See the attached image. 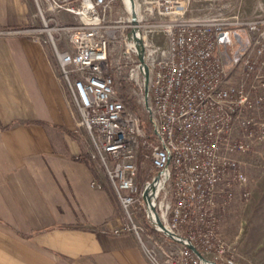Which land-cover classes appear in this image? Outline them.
<instances>
[{"label":"built area","instance_id":"obj_1","mask_svg":"<svg viewBox=\"0 0 264 264\" xmlns=\"http://www.w3.org/2000/svg\"><path fill=\"white\" fill-rule=\"evenodd\" d=\"M129 1L33 0L86 132L87 160L106 182L96 178L94 185L111 187L128 220L112 233L133 231L142 241L137 220L143 216L155 234L180 247L166 264H205L191 246L211 262L233 264L218 227L237 192L243 199L252 194L240 156L264 143V19L239 20V0H134V24ZM117 2L123 9L112 22ZM193 2L203 5L197 12L207 11L205 20L185 19ZM48 12H65L77 22L50 28L56 21H46ZM158 18L165 21L158 24ZM134 29L150 72V110ZM157 30L161 42L153 39ZM115 45L126 83L140 92L137 107L116 87L110 63ZM226 58L233 60L230 67ZM146 168L148 179L140 187Z\"/></svg>","mask_w":264,"mask_h":264},{"label":"crops","instance_id":"obj_2","mask_svg":"<svg viewBox=\"0 0 264 264\" xmlns=\"http://www.w3.org/2000/svg\"><path fill=\"white\" fill-rule=\"evenodd\" d=\"M34 5L0 0V264H153L135 236L112 233L118 201L94 185L79 112L28 27Z\"/></svg>","mask_w":264,"mask_h":264},{"label":"rangeland","instance_id":"obj_3","mask_svg":"<svg viewBox=\"0 0 264 264\" xmlns=\"http://www.w3.org/2000/svg\"><path fill=\"white\" fill-rule=\"evenodd\" d=\"M28 1L32 2V0ZM42 7L43 9H47L45 4ZM201 7H203L202 4L193 2L189 7L185 19L205 20L207 11L203 13L197 12V9ZM122 9V4L117 2L112 11V22H114L118 15L122 13ZM33 11L34 22L28 27L38 29V31L35 32L37 34L36 36L48 40V35L45 32L41 33L40 31L41 29H45V24L35 5ZM64 14L67 13L62 12V16ZM44 15L47 22H49V18L51 17H54V20L56 21L48 23L50 28L59 25H71L77 22L75 17L68 14L64 17H61V13L52 14L48 12V14L44 13ZM235 15L243 22L264 19V0H239ZM66 16H69L71 19H66ZM164 21L165 19L159 18L155 20L158 24L163 23ZM154 36V41H162V36L159 30L155 31ZM54 37L56 39L59 38V34L54 33ZM151 38L152 36L149 37V39ZM120 52L118 45L112 47L110 61L111 72L116 80L117 89L128 95L131 98V102L137 107L139 106L140 92L137 88L134 91L133 86L126 83V69L121 67V57H119ZM232 61V58H226V66L230 67ZM139 109L142 108L140 107ZM140 112L145 121L148 133L150 134L151 141L156 143V140H153L154 136L152 134V128L148 123L149 117L147 113L144 110H140ZM81 133L83 134V139L87 137L84 129ZM240 162L242 168L249 176L252 194L249 198L243 199L239 192H237L232 201L230 200L227 202L226 208L220 216L218 231L229 247V256L234 262L233 264H264V143H259L250 154L244 155V157L240 156ZM146 170L147 168L142 169L141 171V179L144 181L148 179L145 172ZM93 172L96 174V178L105 182L102 173H99L97 169L96 171L94 169ZM105 189L110 192V195L112 194V198H116L113 190L111 187L109 188L108 184H106ZM117 205L122 213V224L128 223V220L125 219L118 203ZM137 222L144 229L142 233V241H138L139 245L146 257L153 264H166L168 254L172 252L177 254L180 251L178 244L168 241L162 234L159 235L152 232L150 224L147 219L145 220L143 218V216H140ZM129 234L133 235V231L129 232ZM218 264H223V262L220 261Z\"/></svg>","mask_w":264,"mask_h":264},{"label":"water","instance_id":"obj_4","mask_svg":"<svg viewBox=\"0 0 264 264\" xmlns=\"http://www.w3.org/2000/svg\"><path fill=\"white\" fill-rule=\"evenodd\" d=\"M131 3V14H132V17H133V22L134 24L137 23V14H136V11H135V2L134 0H130L129 1ZM131 36L134 38L135 40V43H136V47L138 49V57H139V60H140V63H141V70L144 74V79H145V84H144V87H145V94H146V107L148 108V110H150V107H149V100H148V96L149 95V88H150V72H149V69H148V66L145 62V55H144V47H143V40L139 34V30L138 29H134L132 32H131ZM146 203L149 204L151 207H152V210H154L153 206H152V201L151 199H145ZM155 211V210H154ZM156 223L158 224L159 227H161L164 232L166 234H168L170 237H172V234H170L166 228L162 225L161 221L159 220V218L156 219ZM192 250L196 253V255L202 260L203 263H207L210 262L208 259H206L205 257H203L200 252H198L196 250V248L194 246H191ZM213 264H216L215 262H212Z\"/></svg>","mask_w":264,"mask_h":264},{"label":"trees","instance_id":"obj_5","mask_svg":"<svg viewBox=\"0 0 264 264\" xmlns=\"http://www.w3.org/2000/svg\"><path fill=\"white\" fill-rule=\"evenodd\" d=\"M87 163H89L88 162V160H87V158L86 159H84ZM140 162H142V160L140 161ZM95 168L93 167V170H94ZM142 171V170H141ZM143 184H144V180H142L141 179V172H140V175H139V185H140V187H142L143 186ZM153 232V231H152Z\"/></svg>","mask_w":264,"mask_h":264},{"label":"bare ground","instance_id":"obj_6","mask_svg":"<svg viewBox=\"0 0 264 264\" xmlns=\"http://www.w3.org/2000/svg\"><path fill=\"white\" fill-rule=\"evenodd\" d=\"M205 264H207V263H205ZM208 264H213V263L210 261V262H208Z\"/></svg>","mask_w":264,"mask_h":264}]
</instances>
